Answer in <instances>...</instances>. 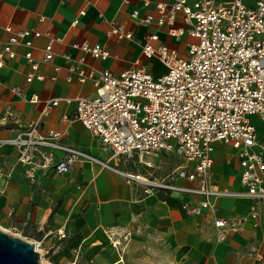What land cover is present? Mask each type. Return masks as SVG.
Wrapping results in <instances>:
<instances>
[{"label":"crops","instance_id":"0c3cea01","mask_svg":"<svg viewBox=\"0 0 264 264\" xmlns=\"http://www.w3.org/2000/svg\"><path fill=\"white\" fill-rule=\"evenodd\" d=\"M169 1L0 0V50L13 33L22 30L48 33L55 39L53 59L48 63L42 61L48 38L42 35L31 39L29 50L38 63L36 75L42 80L25 81L30 66L24 59L28 50L24 46L15 47V59L6 60L0 69V140L11 139L20 129L38 122L40 133H60L63 144L117 165L124 174L165 177L151 173L158 169L164 153L157 156L155 164L145 160L153 164V169L111 161L110 149L75 120L74 114L78 98L96 97L94 83L103 70L118 74L129 68L144 67L154 76L165 73V67L158 60H147L142 54L148 35H157L155 46L164 45L186 57L189 45L195 41L187 34L171 38L166 33L167 26L140 24V19L147 15L157 16L158 3ZM230 1L215 0L221 5ZM256 1L244 0V3L253 7ZM134 11H138L139 19L131 17ZM74 21H77L75 26ZM113 24L132 37L108 36ZM175 27L184 28L180 14ZM83 42L100 44L108 50V58L96 60L73 47ZM11 87L20 88L26 100L12 94ZM34 95L38 102L29 103L27 100ZM53 99H60L59 105L42 115L45 102ZM65 99L71 102L66 103ZM8 109L14 114L15 123L2 120ZM256 130L258 137L264 138V132ZM53 154L55 160L64 156L59 151ZM213 158V185L243 191L235 152L218 143ZM216 161L220 163L214 171ZM26 170L18 162L13 146H0V227L30 243H40L39 250L49 264L124 263L115 243L119 242L120 231L132 227L134 222L153 230L170 248L178 264H264V201L259 205L256 225L248 222L240 232L218 243L211 215L188 216L181 208L186 199L179 195L164 196L155 191L145 196L142 187L129 182L122 174L84 162L75 163L62 175L37 171L35 182L29 180ZM179 184L190 185L186 181ZM216 205L218 216L224 219L244 217L250 207L248 201L234 199H220Z\"/></svg>","mask_w":264,"mask_h":264},{"label":"built area","instance_id":"2783aa9c","mask_svg":"<svg viewBox=\"0 0 264 264\" xmlns=\"http://www.w3.org/2000/svg\"><path fill=\"white\" fill-rule=\"evenodd\" d=\"M147 4L145 1L144 5ZM156 12V17L147 15L140 19V24L167 26L166 33L171 38L187 34L195 42L189 45L186 57L164 45L155 46L157 35H148L142 54L147 60H158L165 73L154 76L144 67L129 68L118 74L103 70L94 83L96 97L76 100L74 119L110 149L111 161L153 169L144 156L164 153L178 156L184 165L161 179L124 174L117 165L63 144L60 133H40L38 122L20 129L11 139L0 140V146L10 145L17 150L18 162L27 167L31 182H35L37 171L62 175L75 163L84 162L122 174L142 187L145 196L159 191L164 196L184 197L181 208L188 216L211 215L215 239L221 243L230 234L240 232L244 224L256 225L259 205L264 201V138L258 137L251 120L256 118L264 123V0H257L253 7H247L244 0H231L225 5L215 0H170L158 3ZM179 14L184 28L175 27ZM131 17L139 19L138 11ZM72 25H77V21ZM6 31L11 32L8 28ZM42 35L48 38L42 61L50 62L55 39L48 33L22 30L13 33L2 45L0 69L6 60L15 59V47L24 46L28 49L24 59L30 66L25 81L42 80L36 75L38 63L29 50L31 39ZM110 35L118 39L132 37L115 24ZM73 47L96 60L109 56L100 44L83 42ZM9 91L26 100L20 88L11 87ZM27 101L37 103L38 97L34 95ZM60 101H46L42 115H47ZM2 120L16 122L9 109ZM218 143L235 152L243 191L213 185L211 169ZM57 151L64 155L60 160H55L53 153ZM181 181L190 185H181ZM220 199L248 201L247 215L238 219L221 218L216 205ZM34 245L36 249L40 243Z\"/></svg>","mask_w":264,"mask_h":264},{"label":"rangeland","instance_id":"374dc122","mask_svg":"<svg viewBox=\"0 0 264 264\" xmlns=\"http://www.w3.org/2000/svg\"><path fill=\"white\" fill-rule=\"evenodd\" d=\"M251 120L256 129L264 132V125L260 124L256 118ZM144 160L155 164L158 157L146 155ZM182 162L176 155L165 154L161 156L158 169L151 173L157 177L165 176ZM219 163L220 161H216L214 171ZM8 234L16 236L12 232ZM117 238L119 240L117 246L124 259V263L121 264H178L175 256L171 254L170 248L154 235L153 230L145 228L137 222H134L132 227L120 231ZM45 261L48 262L46 259Z\"/></svg>","mask_w":264,"mask_h":264},{"label":"water","instance_id":"95a60500","mask_svg":"<svg viewBox=\"0 0 264 264\" xmlns=\"http://www.w3.org/2000/svg\"><path fill=\"white\" fill-rule=\"evenodd\" d=\"M0 264H41L35 245L0 230Z\"/></svg>","mask_w":264,"mask_h":264},{"label":"bare ground","instance_id":"6f19581e","mask_svg":"<svg viewBox=\"0 0 264 264\" xmlns=\"http://www.w3.org/2000/svg\"><path fill=\"white\" fill-rule=\"evenodd\" d=\"M0 230L3 231V232H6V233H10L8 230L0 227ZM17 237H20V236H17ZM36 250L40 252L39 248L36 247ZM43 254V253H42ZM40 263L41 264H49L48 262L45 261V259L43 257L40 258Z\"/></svg>","mask_w":264,"mask_h":264}]
</instances>
